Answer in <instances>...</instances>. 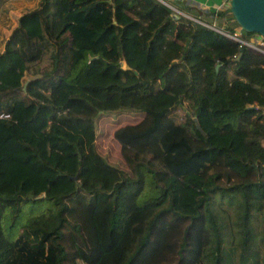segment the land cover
<instances>
[{
	"label": "trees",
	"instance_id": "trees-1",
	"mask_svg": "<svg viewBox=\"0 0 264 264\" xmlns=\"http://www.w3.org/2000/svg\"><path fill=\"white\" fill-rule=\"evenodd\" d=\"M225 16L0 0V264H264V54Z\"/></svg>",
	"mask_w": 264,
	"mask_h": 264
},
{
	"label": "rangeland",
	"instance_id": "rangeland-1",
	"mask_svg": "<svg viewBox=\"0 0 264 264\" xmlns=\"http://www.w3.org/2000/svg\"><path fill=\"white\" fill-rule=\"evenodd\" d=\"M170 6L174 7L172 5ZM176 13L178 14V12H176L175 10H172L171 15L175 17L177 15ZM252 36L259 37L256 34H253ZM252 36L248 38L249 41H250V38H252ZM257 40L258 42H261L264 44V41L263 40L261 41L260 37L257 38ZM28 78L29 77L27 75H24V77L22 78V83ZM188 110L189 109L187 108L186 103H182V105L179 107H176L174 111L169 112L168 116L172 119L174 123H180L183 118V115L186 112L187 113L189 112ZM139 116L140 114H133L129 112L119 113V114H107L106 113L103 115L102 119L98 120V123H97V134H96V142H95L97 150L100 153H102L104 156H106L107 157L106 159H108L110 163L112 162L115 165L118 164V166L123 168L125 171H129V169L126 168L124 164H122L121 162V159L118 155L117 144L115 143V141H113V138H112V132L119 125L131 124V123L136 122L139 119ZM146 121L147 120L141 122L140 125L137 127H139V129L146 127L147 125ZM125 134L126 133L119 134V139L121 141H125V140L127 141L129 139L128 136H126ZM41 195L38 196V199L43 197V195L42 196ZM142 240H143V237L140 239V242ZM228 255H230V258L227 259V262L230 264H237V253L235 251L233 253H229L228 251Z\"/></svg>",
	"mask_w": 264,
	"mask_h": 264
},
{
	"label": "water",
	"instance_id": "water-1",
	"mask_svg": "<svg viewBox=\"0 0 264 264\" xmlns=\"http://www.w3.org/2000/svg\"><path fill=\"white\" fill-rule=\"evenodd\" d=\"M228 9L239 32L253 33L264 39V0H229ZM193 122L202 133L195 118Z\"/></svg>",
	"mask_w": 264,
	"mask_h": 264
},
{
	"label": "crops",
	"instance_id": "crops-1",
	"mask_svg": "<svg viewBox=\"0 0 264 264\" xmlns=\"http://www.w3.org/2000/svg\"><path fill=\"white\" fill-rule=\"evenodd\" d=\"M168 1L178 6H186L191 9L205 13H215L219 11H224L228 8V2H229V0H168ZM227 24H232V21L228 16H225V20L221 22V26L224 27ZM252 38L257 39L259 37L252 36Z\"/></svg>",
	"mask_w": 264,
	"mask_h": 264
},
{
	"label": "built area",
	"instance_id": "built-area-1",
	"mask_svg": "<svg viewBox=\"0 0 264 264\" xmlns=\"http://www.w3.org/2000/svg\"><path fill=\"white\" fill-rule=\"evenodd\" d=\"M168 6L170 8H172V10H175L176 12H178L176 9H174L170 5H168ZM194 21H197V20H194ZM217 31L220 32V33H222L226 37L234 40V41H237V42H239L241 44L247 45V46L251 47L252 49L257 50V51H259V52H261V53L264 54V44L261 43V42H258L257 39H253V38H251L250 41L249 40L248 41H243L239 37L240 32H239V29L238 28L233 29L232 32L227 31L225 27H223L222 30H217ZM260 39L262 41V38L261 37H260ZM0 117H7V115H0Z\"/></svg>",
	"mask_w": 264,
	"mask_h": 264
}]
</instances>
